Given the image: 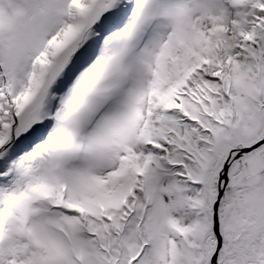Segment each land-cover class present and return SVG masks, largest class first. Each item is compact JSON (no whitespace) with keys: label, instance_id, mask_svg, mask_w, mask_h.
Returning <instances> with one entry per match:
<instances>
[{"label":"snow or ice","instance_id":"6c2138e0","mask_svg":"<svg viewBox=\"0 0 264 264\" xmlns=\"http://www.w3.org/2000/svg\"><path fill=\"white\" fill-rule=\"evenodd\" d=\"M0 264H264V0H0Z\"/></svg>","mask_w":264,"mask_h":264}]
</instances>
